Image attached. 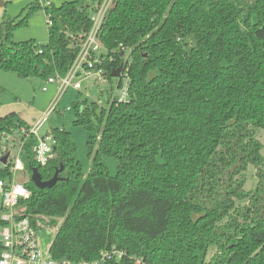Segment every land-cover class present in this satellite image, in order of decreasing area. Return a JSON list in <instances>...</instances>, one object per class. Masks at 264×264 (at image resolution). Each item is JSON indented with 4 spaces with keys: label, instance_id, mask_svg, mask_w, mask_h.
<instances>
[{
    "label": "trees",
    "instance_id": "trees-1",
    "mask_svg": "<svg viewBox=\"0 0 264 264\" xmlns=\"http://www.w3.org/2000/svg\"><path fill=\"white\" fill-rule=\"evenodd\" d=\"M102 1L45 6V45L16 42L27 16L6 15L0 67L23 78L65 76ZM99 38L106 51L98 67L109 81L128 49L132 62L127 100L75 103L73 124L91 132L88 174L65 129L52 130L54 156L44 164L34 138L21 150L32 195L19 206L40 227H58L52 256L94 260L116 247L126 255L106 264H264V0H113ZM29 126L17 112L0 116V144L4 132ZM102 155L119 162L116 175ZM61 165L53 187L31 180L34 168L49 180ZM10 166L0 163V179L11 178ZM251 166L258 181L246 189ZM140 195L147 201L137 206ZM159 215L156 237L144 225Z\"/></svg>",
    "mask_w": 264,
    "mask_h": 264
},
{
    "label": "rangeland",
    "instance_id": "rangeland-1",
    "mask_svg": "<svg viewBox=\"0 0 264 264\" xmlns=\"http://www.w3.org/2000/svg\"><path fill=\"white\" fill-rule=\"evenodd\" d=\"M71 1L76 0H0V25L6 15L16 22L27 16V22L14 30V40L21 42L33 39L39 44L45 45L49 41V20L44 7L49 3L60 6L64 2ZM76 78L73 82L79 81L81 88L74 89L70 87L64 93V96L59 101L58 110L50 114L41 128L40 134L41 136L46 133L52 134L54 128H61L70 132L72 140L77 146L75 156L83 164L84 173L87 175L92 161L88 156V141L91 132L82 126L73 124L76 116L75 103L88 100L89 102L99 103L101 107L108 108L115 97L121 96L123 88L118 87L119 80L117 78H114L113 81L100 80L96 72H92L89 75L82 74ZM60 85V82L50 83L47 79L39 76L23 78L15 72L7 71L0 67V116L10 112H17L29 125H34L51 107L58 94ZM44 87H47L46 91L43 90ZM68 108L70 109L68 110ZM64 109L66 110L64 111ZM257 136L264 145V129L258 130ZM102 161L108 167L110 174L112 176L116 175L119 162L108 155H102ZM244 175L247 180L246 189H254L258 181L256 168L251 166ZM29 178L30 175L26 170L19 171L17 174V181L20 183H25ZM75 195L71 193L70 196L66 197L65 202L70 205ZM2 197L0 188V206ZM146 201L147 199L140 195L134 199V204L138 206ZM21 208H24V206L18 207V209ZM163 211L164 207H161L162 214ZM58 221L61 223L62 218ZM132 222L133 225L131 224V226L133 228H144L142 226L144 224L143 221L133 220ZM163 222L164 216H161V219L157 217L153 222H147L144 226L148 227V231L152 235L158 237ZM57 229L58 227H46L39 232V240L44 250H48L51 247ZM214 252L215 247H211L209 258Z\"/></svg>",
    "mask_w": 264,
    "mask_h": 264
},
{
    "label": "built area",
    "instance_id": "built-area-1",
    "mask_svg": "<svg viewBox=\"0 0 264 264\" xmlns=\"http://www.w3.org/2000/svg\"><path fill=\"white\" fill-rule=\"evenodd\" d=\"M112 3L113 0H103L100 5H96L91 15L92 28L80 43L79 53L67 74L47 80L50 83L60 82L61 85L56 98L44 116L34 125L22 127L16 131L4 132L1 136L0 163L2 166H7L8 163L11 164L10 172L12 176L5 180L0 179V188L3 195L0 206V218L4 221V224L0 227V264H106L109 260H120L126 255L125 251L113 247L111 249H102L100 256L94 260L55 259L50 252V248L44 250L40 243L39 232L44 229L40 227V221L27 214L25 208L18 209L20 202L29 199L32 195L31 190L25 183L17 181L18 172L25 171V164L21 157L24 141L31 137L35 139L33 152L35 159L40 163L44 164L53 158L56 141L50 133L41 136L40 130L50 114L58 110L59 101L64 96V93L70 87L74 89L81 88L79 81H73L82 74L89 75L92 72H96L100 80L107 79L103 68L98 67L102 63L101 55L106 51L100 41L99 31L106 12L112 6ZM120 48L123 50L127 49L123 44H120ZM129 53L130 50L128 49L119 77H114L122 82V85L118 86L123 88L121 96L118 97L120 101L128 98V70L132 62ZM43 90L46 91L47 87H44ZM16 138H22L17 147H15ZM6 154H9V157L7 162L3 163L1 159Z\"/></svg>",
    "mask_w": 264,
    "mask_h": 264
},
{
    "label": "water",
    "instance_id": "water-1",
    "mask_svg": "<svg viewBox=\"0 0 264 264\" xmlns=\"http://www.w3.org/2000/svg\"><path fill=\"white\" fill-rule=\"evenodd\" d=\"M121 67H119L115 72L112 73V77H119L120 75V71H121ZM9 154H6L2 157L1 161L3 163H6L8 160ZM64 166L61 165L60 168H58L54 174V176L49 179V180H43L38 169L34 168L32 170V174H31V180L34 182V184L38 187V188H51L53 187L61 178L59 177V173L63 170Z\"/></svg>",
    "mask_w": 264,
    "mask_h": 264
}]
</instances>
